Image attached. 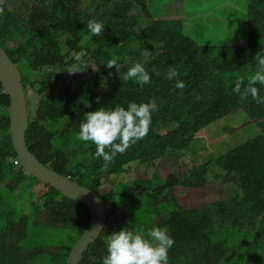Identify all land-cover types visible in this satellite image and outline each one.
Wrapping results in <instances>:
<instances>
[{
    "label": "trees",
    "instance_id": "1",
    "mask_svg": "<svg viewBox=\"0 0 264 264\" xmlns=\"http://www.w3.org/2000/svg\"><path fill=\"white\" fill-rule=\"evenodd\" d=\"M13 1L5 0L4 19L0 22L4 41L0 47L19 69L25 94L38 95L36 113L31 110V99L27 104L31 120L27 143L32 153L48 168L78 185L94 191L104 183L109 185V192L100 195L110 208L105 233L81 264H103L106 237L114 229L118 232L126 227L146 233L157 226L166 228L174 239L168 252L169 264H236L245 259L249 264H264L257 250L258 242L264 241V133L227 155L215 156L180 175L171 173L164 181H157L158 173L151 177L134 175V181L123 184L120 201L113 199L118 193L112 190L120 180L111 179L127 173L131 163L139 164L135 174L142 168L150 170L169 150L182 151L200 129L239 111L264 124V104L232 91L239 79L246 86L248 77L257 72L255 57L260 52L264 55V0H249L250 40L240 46H201L187 37L180 20L155 19L147 0H17L22 2L21 6L17 4L22 10L19 15L11 12ZM89 20L104 25L101 36L85 39ZM15 42L18 43L13 45ZM144 49L151 52L147 61L141 55ZM73 52L79 62L89 67L69 74L67 67L78 63ZM113 58L118 60L121 73L136 63L143 64L151 83L141 87L135 81H123L114 67L104 65ZM170 66L179 73L172 80L167 78ZM177 79L184 82V89L175 87ZM256 87L264 97V85ZM152 98L159 110L152 113L148 135L117 154L104 169L103 159L95 157L96 145L78 139L86 113L117 106L127 109L131 102L148 103ZM9 107L10 98L0 85V185L16 192L11 175L16 170L25 173L16 165ZM78 108L82 110L74 112ZM234 124L239 126L238 118ZM214 168L223 170L225 183L239 184L237 193L243 191L241 199L231 197L192 209L181 207L173 190L205 186L209 183L206 175ZM39 190L42 194L36 198L40 206L33 203L38 211L35 217L23 204L5 212L12 220L0 231V264H66L72 247L88 227L90 215L85 205L50 186L42 185ZM144 200L152 225L137 230L135 212ZM165 201L167 207L173 206L168 211L162 205ZM46 224L62 232L44 244L40 241L33 251H26L22 240L29 226L39 236ZM240 225L245 234L247 229H257L256 239L235 251L228 247V234ZM64 233L70 234L67 242L61 241ZM214 240L218 242L213 245ZM244 247L248 249L241 252Z\"/></svg>",
    "mask_w": 264,
    "mask_h": 264
},
{
    "label": "rangeland",
    "instance_id": "2",
    "mask_svg": "<svg viewBox=\"0 0 264 264\" xmlns=\"http://www.w3.org/2000/svg\"><path fill=\"white\" fill-rule=\"evenodd\" d=\"M96 1L89 0L90 3ZM146 3L155 19L180 20L187 37L197 44H201V46L203 44L214 43H236V45L240 46L247 44L250 40L248 33L249 25L247 23L249 0H147ZM17 4L21 6L22 2L19 1L17 3V0L12 2L11 12L14 15L22 13ZM3 19L4 12L0 14V22ZM1 41H4V30L0 28ZM17 43L15 42L13 45ZM32 95L34 97H31V110L33 113H36L38 103L36 98H38V95L33 92ZM80 110L82 109L78 108L74 112L79 113ZM237 118L240 127L234 124V120ZM262 133H264V124L256 123L247 112L243 113L239 111L232 117H227L209 127L200 129L188 145L182 148V151L169 150L163 159L157 161L154 167L151 166L150 170L142 168L143 171L135 174L138 164L133 163L126 168L128 169L127 173L112 176V180H120L112 188V190L118 193L113 196V199L116 201L121 200L123 184L128 181H134L135 178L132 177L134 175L138 177H151L158 173L159 177L157 181H164L171 173L180 175V173L186 170L208 163L215 156L227 155L235 150L236 147L243 145ZM224 176L225 173L222 169L214 168L213 171L206 175V180L209 183L205 187L195 189L177 187L173 190V194L177 196L180 206L184 209L212 204L232 196H242L243 191L237 193V190L240 188L239 184L237 182L225 183ZM11 180L16 188V192L5 187V185H0V231L5 228L9 220H12L10 215H6L5 212L7 210L23 204L29 215L35 217L38 211L36 205L33 204L34 201L40 206L36 196L38 189H41L43 184L38 185L39 183L32 177L22 174L18 170L11 175ZM107 188L108 186L104 185L100 192H105ZM41 194L42 191L38 196L40 197ZM167 202H162L166 211H168V208L173 207L172 205L167 207ZM148 208L149 206L146 200H144L142 207L135 212L137 217V222L134 224L135 229L140 230L152 225V222L148 218ZM245 223H242V225ZM61 232L60 228L49 227L46 224L40 235L37 236L34 228L29 226L22 240V245L25 246L26 251H33L40 241H43L41 244H44L52 240L53 237H57ZM256 232L257 229H247V234H245L241 230V225L239 228H232L228 234V247L237 251V247L241 244L253 243L256 239ZM69 239L70 234H62V242H67ZM247 249L248 247H244L240 251L246 252ZM257 250L260 256L264 258V241L258 242ZM240 264L249 263L245 259Z\"/></svg>",
    "mask_w": 264,
    "mask_h": 264
},
{
    "label": "clouds",
    "instance_id": "3",
    "mask_svg": "<svg viewBox=\"0 0 264 264\" xmlns=\"http://www.w3.org/2000/svg\"><path fill=\"white\" fill-rule=\"evenodd\" d=\"M4 4L5 0H0V14H3L4 12ZM86 28L88 30V36L85 37V39L101 36L104 32V25L96 20H89L86 24ZM261 53L262 52L258 53L255 57V60L257 61V72L255 75L248 77L246 86L245 81L243 79H239L232 89V91L240 95L241 98H246L250 95L258 104H264V97H261L259 89L256 87L257 84L264 85V55ZM141 55L145 58V61H147L151 52L148 49H144ZM72 56L78 61V63H73L67 67L66 72L69 74L82 72L89 67L86 63L79 62L80 58L75 52L72 53ZM104 65L108 69H112L114 67L116 72L120 74V78L123 81L132 80L141 87L151 83V77L141 63L134 64L124 73H121V66L116 58L106 61ZM178 75L179 73L176 69L170 66L167 78L172 80L173 78L178 77ZM242 86L243 92H241ZM175 87L178 89H184L185 84L183 81L177 79ZM158 110L159 108L155 98H152L148 103L137 104L136 102H131L129 103L127 109L120 106H117L113 110L99 108L96 111L86 113V117L84 121L81 122L79 127L78 139L80 141L91 142L96 145L95 157L102 158L104 161L103 167L104 169H107L114 161L117 154H123L132 144L144 139L148 135L150 125L152 123V113ZM106 149H108V151H106ZM16 165L19 170L21 169L27 176H30L23 168H21L18 158ZM137 166H139V164ZM104 185H107L108 188L105 192L101 193L100 190ZM104 185L97 191H92H94L106 205L107 223V214L110 208L100 195L109 192V185L107 183H104ZM40 192L41 191L38 189L37 194ZM232 197L241 198L242 196ZM129 218L130 216L124 219V222L128 221ZM123 228L118 232H115L118 229H114L113 232L106 237L108 254L106 256L104 255L103 264H169L168 252L174 245V239L168 234L166 228L158 226L152 227L146 233L143 230L136 231L126 227ZM105 229L106 224L99 237H103ZM217 242L218 240H214L212 241V244L214 245ZM238 248L239 246L237 249ZM89 250L79 264H81L88 255L90 252Z\"/></svg>",
    "mask_w": 264,
    "mask_h": 264
},
{
    "label": "water",
    "instance_id": "4",
    "mask_svg": "<svg viewBox=\"0 0 264 264\" xmlns=\"http://www.w3.org/2000/svg\"><path fill=\"white\" fill-rule=\"evenodd\" d=\"M0 85L10 98V131L21 168L64 197L87 207L90 223L73 246L66 264H79L101 235L106 224V205L91 189L78 185L43 164L31 151L27 133L31 128L29 106L22 83V75L6 52L0 47Z\"/></svg>",
    "mask_w": 264,
    "mask_h": 264
},
{
    "label": "flooded vegetation",
    "instance_id": "5",
    "mask_svg": "<svg viewBox=\"0 0 264 264\" xmlns=\"http://www.w3.org/2000/svg\"><path fill=\"white\" fill-rule=\"evenodd\" d=\"M26 97H27V104H29L31 97L29 95H26Z\"/></svg>",
    "mask_w": 264,
    "mask_h": 264
},
{
    "label": "crops",
    "instance_id": "6",
    "mask_svg": "<svg viewBox=\"0 0 264 264\" xmlns=\"http://www.w3.org/2000/svg\"><path fill=\"white\" fill-rule=\"evenodd\" d=\"M239 199H241V198H239ZM218 203V202H217ZM108 253H107V251H105L104 252V255L106 256ZM236 264H240V262H238V263H236Z\"/></svg>",
    "mask_w": 264,
    "mask_h": 264
}]
</instances>
